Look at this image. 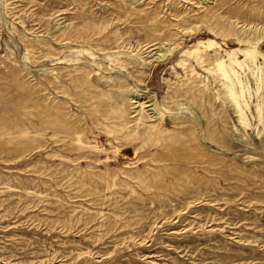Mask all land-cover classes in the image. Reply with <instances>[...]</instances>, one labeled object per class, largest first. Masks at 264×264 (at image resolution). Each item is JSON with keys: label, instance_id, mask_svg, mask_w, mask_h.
<instances>
[{"label": "rangeland", "instance_id": "1", "mask_svg": "<svg viewBox=\"0 0 264 264\" xmlns=\"http://www.w3.org/2000/svg\"><path fill=\"white\" fill-rule=\"evenodd\" d=\"M0 264H264V0H0Z\"/></svg>", "mask_w": 264, "mask_h": 264}, {"label": "bare ground", "instance_id": "2", "mask_svg": "<svg viewBox=\"0 0 264 264\" xmlns=\"http://www.w3.org/2000/svg\"><path fill=\"white\" fill-rule=\"evenodd\" d=\"M222 75H223V77L225 78V77H227V75H226V72L225 71H223L222 72ZM111 112V111H110ZM139 121V120H138Z\"/></svg>", "mask_w": 264, "mask_h": 264}]
</instances>
